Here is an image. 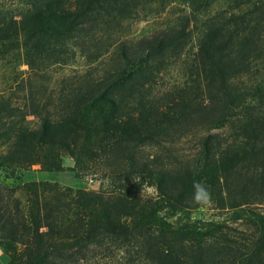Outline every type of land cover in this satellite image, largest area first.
I'll use <instances>...</instances> for the list:
<instances>
[{
    "label": "trees",
    "instance_id": "1",
    "mask_svg": "<svg viewBox=\"0 0 264 264\" xmlns=\"http://www.w3.org/2000/svg\"><path fill=\"white\" fill-rule=\"evenodd\" d=\"M170 4L186 14L159 33L110 39L113 32L123 35L124 22L140 11L157 13ZM18 54L34 74L59 61L80 60L81 70L60 78L55 98L42 82L38 93L30 91L31 128L7 121L15 109L0 96V137L12 138L5 156L11 163L58 171L61 152L87 174L162 137L189 132L196 142L184 161L103 171L105 192L49 186L65 198L61 205L54 196L57 206L35 193L30 239L0 233L28 244L8 264H47L60 233L44 220L61 209L75 217L70 245L85 247L101 234L143 235L144 264H218L210 249L224 226L192 216L205 204L254 227L257 250L249 262L261 264L264 213L252 204L264 197V0H19L15 9L0 6V59L11 62ZM178 64L181 81L155 96L162 72ZM143 184L158 192L148 205L139 200ZM40 224L47 226L43 233ZM128 264L137 263L130 257Z\"/></svg>",
    "mask_w": 264,
    "mask_h": 264
},
{
    "label": "rangeland",
    "instance_id": "2",
    "mask_svg": "<svg viewBox=\"0 0 264 264\" xmlns=\"http://www.w3.org/2000/svg\"><path fill=\"white\" fill-rule=\"evenodd\" d=\"M19 0H0L1 7L15 9ZM170 4L162 10L155 13L152 9L140 11L137 18L130 22H124L125 30L123 35L113 32L112 41L135 40L134 37L149 36L159 33L165 29L173 17L184 15L175 6ZM152 11V12H151ZM80 60L71 65H64L59 61L46 69L40 70L34 74L29 70L22 60V54H18L16 59L6 62L0 59V96L8 98L9 105L12 106L14 114L11 118L23 128H31L36 125V120L30 113L31 105L29 93L31 90L39 92L36 86L43 83L48 91L54 96L58 93V81L61 77L72 75L75 71L79 72L81 66L78 65ZM78 65V66H77ZM182 70L180 66H172L160 75L158 87L153 91L155 96H161L170 89L171 85L180 80ZM49 92V93H50ZM17 109V110H16ZM53 110V105L49 110ZM23 114V116H22ZM6 121V122H7ZM214 132H217L214 130ZM200 134V133H199ZM11 138V137H10ZM196 139L188 132L181 137L161 138L159 143L150 146H139L128 154L125 152L126 159L123 162L116 158L108 162H99L92 172L87 174L80 170L74 164V161L60 152L61 166L58 171L44 170L39 163H33L20 167L15 163L8 161L5 156L12 149V138L7 139L0 137V233L11 231L12 236L22 235L23 239H30L32 224L29 219V199L34 197L35 193L38 199L48 200L54 205L58 203L56 197L62 199L61 205L65 198L60 192L49 190V186L56 188L71 187V189L82 188L93 194L105 192L110 186L108 177H103V171L108 172L119 168L128 167L129 163H135L141 167L143 164H149L154 160L164 161L163 163H174L177 159L185 160L193 151ZM124 155V154H123ZM159 159V160H158ZM167 161V162H166ZM47 181L48 185H32L33 182ZM140 190V202L150 204L158 196V192L153 187L143 184ZM259 187H255V190ZM264 191V189H263ZM257 192V191H256ZM56 196V197H54ZM68 199V197L66 198ZM56 201V202H55ZM145 205V204H144ZM57 206V205H56ZM252 206L255 210L264 213V197L259 203ZM194 218L204 220H215L224 226L223 234L215 241L217 246L211 247V260L217 259L218 264H255V261L249 262L253 251L257 250V234L254 227L243 219L231 218L229 211L218 208L212 204H205L192 212ZM74 214L72 210H63L52 212L50 218L45 219L52 225H56L60 235L57 237L58 251L52 252L47 264H128L129 258L135 259L137 264L142 263L140 255L141 241L146 237L143 235H134L133 237L118 235L108 236L101 234L96 242L87 244L85 247L70 245L73 241L72 224L74 223ZM165 221H172L171 218H163ZM47 230L46 225H39L37 231L43 233ZM153 230L152 235L155 236ZM2 235V234H1ZM42 235L41 239H44ZM26 241L18 242L17 240H7L0 237V264H8L9 259L14 256L15 252L21 251L28 245ZM134 253V254H133ZM259 263L264 264V252L258 254ZM258 264V263H257Z\"/></svg>",
    "mask_w": 264,
    "mask_h": 264
}]
</instances>
